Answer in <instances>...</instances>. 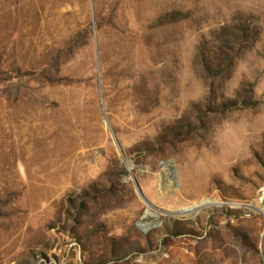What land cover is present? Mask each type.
<instances>
[{
    "label": "rangeland",
    "instance_id": "rangeland-1",
    "mask_svg": "<svg viewBox=\"0 0 264 264\" xmlns=\"http://www.w3.org/2000/svg\"><path fill=\"white\" fill-rule=\"evenodd\" d=\"M154 2L0 0V264H264V0Z\"/></svg>",
    "mask_w": 264,
    "mask_h": 264
},
{
    "label": "bare ground",
    "instance_id": "bare-ground-1",
    "mask_svg": "<svg viewBox=\"0 0 264 264\" xmlns=\"http://www.w3.org/2000/svg\"><path fill=\"white\" fill-rule=\"evenodd\" d=\"M155 2H156V0H154ZM155 2L154 3H152V4H155ZM141 2H139V1H134L132 4L137 8H135V7H133V8H135V10L137 11V10H139L141 7V4H140ZM129 4V3H128ZM152 7H155V5L153 6L152 5ZM110 8H112V6H110ZM154 9H156V8H154ZM138 32H133V31H131V30H128V33L126 34L125 33V35L126 36H128V37H125V39H126V41H130V40H134V36H135V34H137ZM132 38V39H131ZM126 47H129L128 45H126ZM129 51V50H128ZM129 52H131V51H129Z\"/></svg>",
    "mask_w": 264,
    "mask_h": 264
}]
</instances>
